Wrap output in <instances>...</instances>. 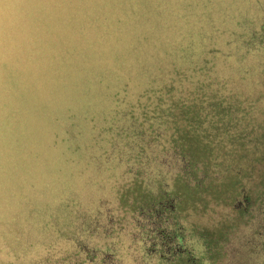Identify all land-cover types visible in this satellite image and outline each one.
I'll list each match as a JSON object with an SVG mask.
<instances>
[{"label":"rangeland","instance_id":"374dc122","mask_svg":"<svg viewBox=\"0 0 264 264\" xmlns=\"http://www.w3.org/2000/svg\"><path fill=\"white\" fill-rule=\"evenodd\" d=\"M54 1L13 0L10 23L0 20V258L43 262L76 248L65 237L76 235L88 246L108 248L117 264H264V80L258 71L264 67V0H224V17L213 30L221 40L207 37L194 60L202 67L190 79L201 83L194 95L202 101L200 118L190 123L208 144L202 155H190L171 140L173 127L158 111L142 108L123 89L109 94L106 103L81 102L91 109L78 125L72 119L79 106H53L36 96L28 81L42 74L49 83L54 56H74L70 44L54 37L59 29L36 25L57 12L68 21L74 16L73 0ZM181 3L142 0L141 6L162 10L165 15L155 18L159 26L179 29L185 22L181 13L190 7ZM98 16L88 12L80 25H97ZM176 40L183 41L181 35ZM233 58L243 62L234 76L227 67ZM98 85L103 89L105 82ZM125 85L129 92L130 82ZM145 97L142 92L139 101ZM16 101L41 109L45 119L54 113L56 131L31 122L21 141L18 131L24 130L14 126ZM70 131L76 151L66 149ZM176 176L189 187L179 186ZM170 198L171 208L158 206ZM17 226L27 247L13 251L3 235L11 228L20 235ZM160 229L176 232L188 252L171 261L157 256ZM152 240L156 248L149 253Z\"/></svg>","mask_w":264,"mask_h":264},{"label":"trees","instance_id":"16d2710c","mask_svg":"<svg viewBox=\"0 0 264 264\" xmlns=\"http://www.w3.org/2000/svg\"><path fill=\"white\" fill-rule=\"evenodd\" d=\"M153 1L158 5L160 2L163 3V0ZM166 1L174 6L186 1L190 6L181 13L185 21L182 28L159 26L155 18L165 14L162 10L152 7H149L148 11L142 10V0H73L71 6L74 11L71 12L74 16L80 12V16L79 14L78 17L73 16L68 21L57 12L53 13L52 17L47 16V19L36 21L38 27L41 25L56 28L57 33L59 29L60 33L54 37L70 44L74 50L73 57L58 59L54 56L53 59L57 63L49 74L50 79L47 78L49 83L42 78L44 76L42 74L32 76L34 80L28 82L29 85L34 83L36 96L42 100L49 99L52 104L54 103L53 106L61 104L60 106L68 105L70 108L73 105L82 107L81 102L93 103L94 100L106 103L109 94H117L119 89H123L125 90L123 96L127 93L129 99L134 98L136 103L142 102V108L149 105L152 106L149 111H158L160 118L173 127L168 133L171 140H179L181 146L185 145L184 148L189 150L190 155L192 153L202 155L208 144L202 141V135L194 131L190 123L192 119L196 120L201 116L199 112L201 108L197 105L202 99L198 98L196 101L194 95L201 83L198 84L197 81L193 85L190 78L194 70L202 67L196 66L198 62L194 60L203 50L206 38L213 37L214 42L221 40L218 34H213V30L215 22L221 21L224 17L222 8H226V4L224 0ZM128 4L135 8L134 12L130 10ZM201 8L204 10L201 11ZM55 11L60 10H53ZM88 12L95 15V18L99 15V18L96 20L97 25L94 23L91 27L85 28L84 24H80ZM170 12L166 14L169 19L175 14L172 10ZM197 20L201 21L199 25L197 23L195 25ZM97 27L101 30H97ZM178 35L183 39L181 44L176 40ZM96 40L100 41V44H92ZM56 43L59 42L56 40ZM242 65L243 62L233 58L227 66L229 73L237 75L242 71ZM250 67L247 66L248 72ZM258 71L262 73L264 80V67ZM82 73L86 74L85 77L80 76ZM101 80L105 82L103 86L105 91L98 85ZM128 81L130 91L126 92L125 83ZM140 85L143 88L137 89ZM112 89L116 91L111 92ZM142 92L146 93V97L139 101ZM110 101L115 99L110 98ZM16 102L24 125L29 127L31 122L39 121L48 124L40 111L27 109L20 105L19 101ZM158 104L165 106L156 107ZM88 108L86 110H89ZM28 133L30 134V131ZM35 134H39V131L37 130ZM186 161L184 168L190 163V158ZM175 180L179 186L189 187L188 182L181 176H176Z\"/></svg>","mask_w":264,"mask_h":264},{"label":"flooded vegetation","instance_id":"af4514ba","mask_svg":"<svg viewBox=\"0 0 264 264\" xmlns=\"http://www.w3.org/2000/svg\"><path fill=\"white\" fill-rule=\"evenodd\" d=\"M171 200L173 199H167V203L166 201H158V206L165 207L166 205H168V207L171 208L173 206ZM157 210H159L160 212L162 211L161 209ZM14 225L16 224H13V226ZM8 226L9 225L6 226V229L8 228ZM17 229L20 235H17L15 231L12 230V228L10 230H7L6 235H3L6 244L13 251L17 250L18 248L24 250L25 247H27L26 244L22 245V241H25L26 243V237L23 238L24 235L22 234L18 226ZM94 231L95 229L91 227L88 230V232ZM102 232L107 233V229L104 228ZM159 232V243L161 244V248H158L156 252L157 256H160V258L164 259V261H171L175 256L179 257L181 253L188 252V248L181 244L180 241L175 239L177 236L176 232H173L171 234L162 233V229H160ZM8 236H12L11 241H8L6 239V237ZM65 237L71 239L73 241V245L76 248L71 249V251H65L61 253L60 256L43 257V262L42 260H37L35 258L23 260L17 257L14 261L3 260L2 258H0V264H117L116 261L112 258V254L109 252L108 248L88 246L82 239H80L76 235H65ZM154 243L155 240H152L148 251L149 253L155 250L156 247L153 245ZM190 259L191 257H189V260Z\"/></svg>","mask_w":264,"mask_h":264},{"label":"water","instance_id":"95a60500","mask_svg":"<svg viewBox=\"0 0 264 264\" xmlns=\"http://www.w3.org/2000/svg\"><path fill=\"white\" fill-rule=\"evenodd\" d=\"M12 2L13 0H0V20L1 23H6L7 21L10 23V19L9 15H10V10L12 9ZM50 107V106H48ZM36 111H42L41 109ZM85 112H89L88 110H86V108L83 107H78V109H76L74 115H73V122L74 125H78V119L80 117L81 114L85 113ZM77 114V116H76ZM54 116L55 114H52L51 119H45L47 121L48 124H46L51 130H53L54 132L56 131V122L54 121ZM23 117L21 116V113L19 112L18 116L16 115L15 117V124L14 126L17 127V129H23L24 132H20L18 131V135L21 136L20 139L21 141L27 139L29 133L27 132L26 128L27 125H24V121L22 120ZM23 136V137H22ZM75 136L74 133H72L71 131L68 132V135L66 136V139L69 140V144L66 146V149L70 150V151H76L77 149V143L75 140Z\"/></svg>","mask_w":264,"mask_h":264}]
</instances>
